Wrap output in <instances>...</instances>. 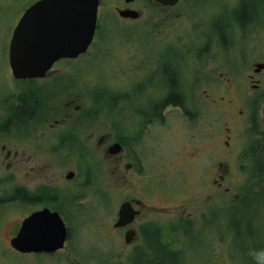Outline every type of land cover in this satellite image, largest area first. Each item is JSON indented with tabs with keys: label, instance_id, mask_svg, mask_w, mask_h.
I'll return each mask as SVG.
<instances>
[{
	"label": "flooded vegetation",
	"instance_id": "flooded-vegetation-1",
	"mask_svg": "<svg viewBox=\"0 0 264 264\" xmlns=\"http://www.w3.org/2000/svg\"><path fill=\"white\" fill-rule=\"evenodd\" d=\"M201 2L209 4L99 0L97 17L101 10L111 11L136 32L124 39L123 68L112 73L120 74L123 86L103 77L116 96L112 107L128 114L119 124L82 92L93 88L96 78H87L83 67L65 65L79 56L55 61L42 77L13 74L9 48L19 19L3 36L2 10L9 0H0V187L11 188L9 195L0 194V203L11 202L18 214L15 234L32 214L48 210L59 215L67 230L64 247L43 255L72 254L68 241L74 233L67 219L97 214L111 218L108 234L121 236L118 243L128 257L143 253L141 260L129 257L132 264H156L163 245L181 251L178 237L217 235L224 212L237 209L243 219L248 212L254 215L234 233L242 249L251 252L247 262L254 264L259 248L254 223L264 186V161H257L259 154L264 160V62L243 73L242 33L253 27L261 32L264 0H257L244 23L237 11L213 0L207 11L214 23L200 19L196 36L176 34L187 12L200 18L196 8ZM140 39L153 42L141 45ZM258 64L263 67L255 71ZM121 98L138 108L130 113L119 106ZM179 123L187 131L178 129ZM164 151L170 154L165 163ZM190 179L197 191L184 186ZM123 203L133 218L115 227ZM205 240L208 250L224 244L215 237ZM224 259L221 252L211 258L215 264ZM71 261L80 264L75 257Z\"/></svg>",
	"mask_w": 264,
	"mask_h": 264
},
{
	"label": "rangeland",
	"instance_id": "rangeland-1",
	"mask_svg": "<svg viewBox=\"0 0 264 264\" xmlns=\"http://www.w3.org/2000/svg\"><path fill=\"white\" fill-rule=\"evenodd\" d=\"M33 1L34 0H9L8 5L2 10L4 18L3 36L9 34V26H13L16 23L23 10ZM206 2L209 4H203V2H201L202 4L197 5L196 12L199 14L200 18L195 13L193 15L191 11L187 12L188 14H186L174 28L175 31L177 28L176 34L193 37L197 35L196 29L201 30L200 19L206 24L215 22L214 18L209 16V12L207 11V7L214 5L213 0H206ZM222 3L229 6L231 11H237L239 18L244 23L249 17L250 12L252 13L253 8L257 5V0H222ZM259 27H262L258 28L261 30L260 33L256 32V27L251 28V30L245 29L244 33H242V36H244L243 73L247 71L252 72L256 62H264V53H257V51L264 52V24ZM129 34H136V32L131 31V29L129 30L124 24L119 22L117 16L111 11L101 10L97 17V28L94 40L88 52L79 56L76 60L65 64L68 68L83 67L82 71L87 75V78H96L94 87L87 90L84 88V85L82 88L86 91L83 90L82 92L89 93L94 100H98L96 106L105 116H111V119L115 118L116 122L119 124H123V122L128 119V114L112 107V100L116 96L105 88L103 77L108 83L115 82L120 87L123 86L124 82L120 74L116 73L118 76L113 77L112 73L117 72L116 68H123L125 51L124 39ZM149 41L151 42L152 40L140 39L141 45L150 43ZM261 76L264 83V73ZM242 82L244 83L245 80L243 79ZM88 100V96L84 97L86 105L89 104ZM118 104L120 107L129 109L130 113H133L138 108V106L125 101L123 98L118 101ZM178 129L187 131V128L182 127L180 123ZM216 129L217 125L215 123L213 125L212 123V130ZM167 146V143H165L163 150H165ZM166 156L170 157V154L168 153L167 155V151H164V163L168 162L169 159V157L166 159ZM257 159L258 162L264 161L260 154ZM173 162L179 164V161L175 159H173ZM184 186H187L191 190L194 189L195 191L198 189L193 179H190ZM261 189L263 190L262 193L259 192V194H261L260 202L257 203L258 210L261 214L258 213L259 211L257 212V221L254 223L257 236L256 242H258L257 247L259 248H261L262 243H264L263 185ZM10 193V186L0 187V194L9 195ZM164 204L166 203L164 202ZM201 205V203L199 205L197 204L196 207H200ZM234 205L235 203L233 206ZM233 211L234 212H229L226 210L223 216H221V223L216 224V231L217 233L219 232L218 234L220 235L212 234L210 231V233L207 232V234L192 232L180 238L178 237L182 242L183 250L177 251L172 248L167 252L161 247L157 250L158 261L162 264H215L211 258L218 252H221L222 257H225V261L222 262V264H249L247 258H252L251 252L242 249L234 233L239 231L238 229L243 230L247 221L252 222L250 220L254 215L251 218L252 213L248 212L245 219H243L237 209ZM195 216L197 215L195 214ZM17 221H19L18 214L14 211L12 203H0V264H74V262L71 261L74 257L80 261V264H132L129 257L141 260L143 255L142 252L138 251L137 253L133 252L129 254L128 257V250L123 249L118 243V239L121 236L116 234L111 236V234H108V230L111 227V218L104 216L99 217L97 214L67 219V224L73 227L72 234L74 233V239L68 241V243H70L68 246L72 248L71 252L72 254L74 253L73 255L69 253L68 256L63 253L52 256L35 253L21 254L13 250L9 245L10 238L16 232ZM211 229L215 231L214 228ZM208 236L215 237L218 240H224V244L218 245V250L213 246L209 247L208 250V243L205 240ZM163 237L166 239L164 234ZM258 238L262 242H259ZM242 239L245 238L242 236ZM226 255L230 260L226 258ZM254 262L261 264L259 257L256 255H254ZM143 263H146V258H144Z\"/></svg>",
	"mask_w": 264,
	"mask_h": 264
},
{
	"label": "water",
	"instance_id": "water-1",
	"mask_svg": "<svg viewBox=\"0 0 264 264\" xmlns=\"http://www.w3.org/2000/svg\"><path fill=\"white\" fill-rule=\"evenodd\" d=\"M98 3L99 0H38L28 7L10 41L13 74L18 78L42 77L55 61L84 54L97 27ZM262 67L256 65L255 71ZM132 218L128 203H123L114 226H125ZM66 235L63 220L46 210L24 218L9 243L22 254L51 253L63 248Z\"/></svg>",
	"mask_w": 264,
	"mask_h": 264
},
{
	"label": "trees",
	"instance_id": "trees-1",
	"mask_svg": "<svg viewBox=\"0 0 264 264\" xmlns=\"http://www.w3.org/2000/svg\"><path fill=\"white\" fill-rule=\"evenodd\" d=\"M24 108H23V106L20 108V110H19V112L18 113H20L22 110H23ZM29 112V110L28 109H26L25 110V113H28ZM163 248L168 252V251H170L173 247H168L167 245H163ZM164 250V251H165ZM264 248H257V249H254V255H256V256H258L259 257V259H260V262H261V264H264ZM259 254V255H258ZM157 261H156V264H162V263H160L159 261H158V255H157V259H156ZM150 264H155L154 263V261H150ZM165 264V263H164ZM254 264H257L256 262H254Z\"/></svg>",
	"mask_w": 264,
	"mask_h": 264
}]
</instances>
